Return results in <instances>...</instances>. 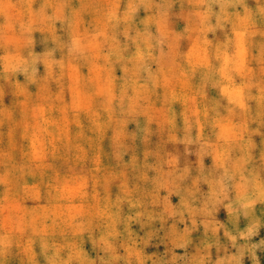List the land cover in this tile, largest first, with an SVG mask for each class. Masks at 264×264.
Here are the masks:
<instances>
[{"label":"rangeland","instance_id":"rangeland-1","mask_svg":"<svg viewBox=\"0 0 264 264\" xmlns=\"http://www.w3.org/2000/svg\"><path fill=\"white\" fill-rule=\"evenodd\" d=\"M0 264H264V0H0Z\"/></svg>","mask_w":264,"mask_h":264},{"label":"bare ground","instance_id":"bare-ground-1","mask_svg":"<svg viewBox=\"0 0 264 264\" xmlns=\"http://www.w3.org/2000/svg\"><path fill=\"white\" fill-rule=\"evenodd\" d=\"M144 180V179H143ZM142 194V193H141Z\"/></svg>","mask_w":264,"mask_h":264}]
</instances>
